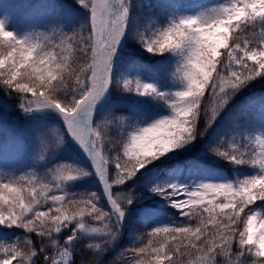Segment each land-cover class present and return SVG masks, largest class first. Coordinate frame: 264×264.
Listing matches in <instances>:
<instances>
[{
    "label": "snow or ice",
    "instance_id": "6c2138e0",
    "mask_svg": "<svg viewBox=\"0 0 264 264\" xmlns=\"http://www.w3.org/2000/svg\"><path fill=\"white\" fill-rule=\"evenodd\" d=\"M76 2L89 14L79 31L18 38L0 21V87L19 98L18 107L26 115L58 112L67 133L93 165L89 171L61 162L43 175L28 172L0 178V226L28 234L15 244H0V264H76L81 240L89 241L85 250L102 256L118 242L129 208L142 195L135 189L124 191V186L157 160L202 139L237 93L264 79V0H230L210 14L173 20L148 35L131 34L150 54L179 57L173 75L183 88L174 92L136 78H115L114 59L129 35L132 0ZM77 53L88 57L79 67ZM113 85L163 101L170 114L146 127L141 120L124 127L129 118L122 115L94 124L96 105ZM206 92L210 101L203 109L207 122L202 130ZM110 124L119 127L115 137L109 135ZM238 126L234 120L233 127ZM246 139L243 145H210L209 151L235 166L252 168L254 175L235 183L151 188L171 203L181 220L152 228L143 246H129L124 254L130 253L135 264H264V215L252 207L264 202V136ZM39 142L42 152L37 159L45 161L63 140L58 138L54 147L42 137ZM93 174L102 184L109 209L100 205L97 193L67 190ZM242 214L240 230L236 225ZM97 238L103 246L91 242Z\"/></svg>",
    "mask_w": 264,
    "mask_h": 264
},
{
    "label": "trees",
    "instance_id": "16d2710c",
    "mask_svg": "<svg viewBox=\"0 0 264 264\" xmlns=\"http://www.w3.org/2000/svg\"><path fill=\"white\" fill-rule=\"evenodd\" d=\"M38 1L0 0V21L4 22L6 29L10 32L11 30L14 31L16 27L21 29V13L25 7L34 6ZM62 1L75 4L76 0ZM147 2L148 5L144 4V0L132 2L133 7L129 18V35L123 41L116 55L117 60H119V69L126 68L130 64L145 65L148 72L147 83L155 85L159 90L164 92L178 91L182 88L183 84L175 79L173 73L179 63V57L171 54H166L165 56L150 54L131 38V34L138 31L148 35L157 28L163 27V24L167 20L170 12L168 3L164 0H147ZM15 6L18 10L12 11ZM86 13L89 16L87 11ZM2 15H6V19H3ZM61 16L62 19L53 20L54 25L50 30L42 27V29H36L38 30L36 32L27 31V24H24L22 27L24 32L19 30L16 32V35L18 38L29 35L36 36L39 33L51 35L54 30L57 32L63 30L66 33H71L74 30L79 31L80 26L88 20L77 19L72 24L69 21H66L64 24L62 20L67 17L65 15ZM259 32L260 28L257 25L255 34L258 35ZM83 34L86 36L88 30L84 29ZM247 35L249 38H255L252 32H249ZM58 38L57 36L56 39ZM75 55L78 60V63L75 65L76 67H79L80 64L88 60V57H82L78 53ZM220 59L224 61L225 58L222 55ZM220 70L218 69V71ZM1 91L7 93L9 96L8 101L13 106L18 107L19 98L15 94H9L0 87V94H2ZM209 101L210 94L206 92L204 102H202L201 118L199 121L202 130L207 122L203 109ZM263 101L264 79H261L243 89L232 98L229 105L221 113L220 118L212 128L208 129L207 134L202 139H199L196 143L183 150L170 153L164 158L157 160L153 165H149L148 169L141 172L135 180L129 181L124 186V191L135 189L136 193L142 195L129 208L128 216L125 220L124 235L120 244L112 252L107 254L105 252L102 256L93 254L91 250H85L86 246H78L80 250L75 257L76 264H79V261L82 259L86 262L88 261V264H97V261H99V264H113L114 261L116 264H135V260L130 253L124 254L125 249L129 246H143L147 242L146 232L151 231L154 227L180 222V213L171 206L168 200L153 193L151 188L170 184L195 187L194 183L203 180L212 171H218L227 176L232 183H235L238 178L243 179L254 175V170L250 167L235 166L215 156L209 151V146L221 144L225 146L243 145L247 143L246 137L251 138L258 134L264 135V112L260 110ZM169 114V108L163 101H158L148 96L123 92L119 87L113 85L108 95L107 105L96 117L94 124L122 115L129 118L128 121L125 120L124 122L123 126L126 127L128 123L135 124L137 120L149 123ZM234 120L239 121L238 127H233ZM116 127V125H109L108 131L111 137L117 136L119 127ZM107 147L108 145L105 144L106 149ZM89 170L92 171V169ZM31 171L32 169L22 170L5 165L0 170V178L25 175ZM109 171H111V167ZM98 193V196L101 198L100 205L105 209H109L99 189ZM252 207L264 215V202H257ZM245 212H247V209ZM240 221L236 227L242 230L243 214L240 217ZM92 223H95V221ZM4 233L7 234L4 235ZM8 234L11 235L8 236ZM27 235L22 229L0 226V244L12 245L18 241H22ZM32 239L36 243H39V239L34 234L32 235ZM236 250L237 246L233 245V252Z\"/></svg>",
    "mask_w": 264,
    "mask_h": 264
},
{
    "label": "rangeland",
    "instance_id": "374dc122",
    "mask_svg": "<svg viewBox=\"0 0 264 264\" xmlns=\"http://www.w3.org/2000/svg\"><path fill=\"white\" fill-rule=\"evenodd\" d=\"M139 0H132L137 2ZM170 7V12L167 16L166 22L163 26H166L173 20H179L185 17H197L204 14H210L212 9L220 8L230 3V0H164ZM71 3V2H70ZM144 4L148 5L147 0H144ZM15 6L12 11H17ZM21 10V9H20ZM61 15H65L67 18L62 21H69L73 23L77 19H88L86 10H84L79 4H69L62 0H39L34 6H27L21 13V29L16 27L17 32L22 30L24 24H27L26 30L36 32L38 28L49 29L53 27L54 19H62ZM3 19H6L5 15H2ZM23 31V30H22ZM12 32V31H11ZM24 32V31H23ZM224 50H222L223 52ZM114 74L117 81L121 79H140L147 83L148 72L145 65L133 64L126 68L119 69V60L117 57L114 59ZM183 88V86H182ZM180 88L179 90H181ZM178 90V91H179ZM110 92V90H109ZM109 92L99 101V106H105ZM0 94V170L5 166L17 167V169H32L31 172H38L40 175L50 168L53 164L67 162L73 165L83 167L89 170V165L83 160V158L76 153L73 146L71 136L67 133L66 125L63 117L53 110H45L42 112H36L31 115H26L19 107L12 105L8 101L9 96L7 93L1 91ZM136 94V93H134ZM264 110V104L262 106ZM149 123H143L141 126H149ZM256 136H264L258 134ZM255 136V137H256ZM43 138L47 141L48 145L54 147L58 138L63 140L59 149L46 156L45 161H38L37 157L42 152V145L39 142V138ZM91 168V167H90ZM92 169V168H91ZM90 171V170H89ZM201 181H197L195 184L201 183H223L231 182L230 179L219 173L218 171H212L207 174ZM100 180L95 174L86 178L77 180L68 187V191L71 193H98ZM232 183V182H231ZM93 226H99L98 222L92 223ZM8 233V232H7ZM7 233H4L7 234ZM3 235V234H2ZM11 234H8V236ZM88 240H81L78 246H86ZM94 243H101L103 246V240L97 238ZM235 259V257H233ZM220 259V258H218ZM222 264V262H221Z\"/></svg>",
    "mask_w": 264,
    "mask_h": 264
},
{
    "label": "water",
    "instance_id": "95a60500",
    "mask_svg": "<svg viewBox=\"0 0 264 264\" xmlns=\"http://www.w3.org/2000/svg\"><path fill=\"white\" fill-rule=\"evenodd\" d=\"M101 188H102V190H103L102 184H101ZM103 192H104V190H103ZM104 196H105V195H104ZM105 199H106V197H105ZM106 200H107V199H106ZM107 203H108V202H107ZM108 205H109V204H108ZM109 206H110V205H109ZM124 227H125V224H124L123 229H122V231H121L120 241H121V239H122V237H123ZM120 241H119V243H120ZM119 243H118V244H119ZM118 244H117L116 246H118ZM116 246H115V247H116ZM115 247L109 249V250L107 251V253H109V252H111L112 250H114Z\"/></svg>",
    "mask_w": 264,
    "mask_h": 264
},
{
    "label": "bare ground",
    "instance_id": "6f19581e",
    "mask_svg": "<svg viewBox=\"0 0 264 264\" xmlns=\"http://www.w3.org/2000/svg\"><path fill=\"white\" fill-rule=\"evenodd\" d=\"M93 115H94V113H93ZM83 119H87L86 117H84ZM73 140V139H72ZM73 142L76 144V146L80 149V150H82L83 151V149L80 147V145L75 141V140H73ZM84 152V151H83ZM85 153V152H84ZM85 156L87 157V160H89V161H91L90 160V158L85 154Z\"/></svg>",
    "mask_w": 264,
    "mask_h": 264
}]
</instances>
